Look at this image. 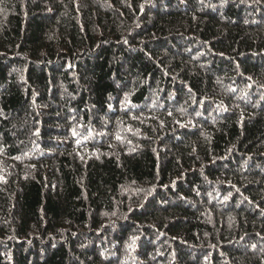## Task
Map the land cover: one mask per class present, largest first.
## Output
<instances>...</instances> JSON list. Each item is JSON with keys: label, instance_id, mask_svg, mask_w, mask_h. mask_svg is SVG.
<instances>
[{"label": "trees", "instance_id": "trees-1", "mask_svg": "<svg viewBox=\"0 0 264 264\" xmlns=\"http://www.w3.org/2000/svg\"><path fill=\"white\" fill-rule=\"evenodd\" d=\"M0 264H264V0H0Z\"/></svg>", "mask_w": 264, "mask_h": 264}, {"label": "snow or ice", "instance_id": "snow-or-ice-1", "mask_svg": "<svg viewBox=\"0 0 264 264\" xmlns=\"http://www.w3.org/2000/svg\"><path fill=\"white\" fill-rule=\"evenodd\" d=\"M76 133H75V129H73V135H75ZM225 199L227 200L228 199V197H225Z\"/></svg>", "mask_w": 264, "mask_h": 264}, {"label": "bare ground", "instance_id": "bare-ground-1", "mask_svg": "<svg viewBox=\"0 0 264 264\" xmlns=\"http://www.w3.org/2000/svg\"><path fill=\"white\" fill-rule=\"evenodd\" d=\"M152 10V9H151ZM234 57V56H233Z\"/></svg>", "mask_w": 264, "mask_h": 264}]
</instances>
